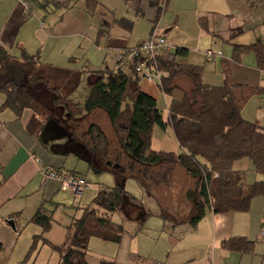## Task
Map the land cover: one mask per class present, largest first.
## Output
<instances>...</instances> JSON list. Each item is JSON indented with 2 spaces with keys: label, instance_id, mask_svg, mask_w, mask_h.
Masks as SVG:
<instances>
[{
  "label": "crops",
  "instance_id": "obj_1",
  "mask_svg": "<svg viewBox=\"0 0 264 264\" xmlns=\"http://www.w3.org/2000/svg\"><path fill=\"white\" fill-rule=\"evenodd\" d=\"M94 1L96 4L88 8L85 0H39L25 9L17 0H0V44L15 56H20L22 51L37 55L38 74L49 88L40 87L35 109L23 110L18 118L12 109L0 108V264H8L6 255L16 247L22 215L30 214L31 219L41 207L45 214L50 215L43 205L67 192L57 180L45 179L42 169L73 171L86 179L84 174L70 170L77 160L88 163V169L97 171L99 165L107 161L119 163L118 158L123 153L120 149L113 157L108 155V151L92 153L87 143V130L80 131V120L85 113L70 115L53 101L50 89L56 88L61 97H70L82 104L91 71H112L116 54L137 45L151 32L165 40L168 51L185 49L186 54L177 56L176 61L202 66V78L207 84L217 85L205 81L211 67L221 74L223 80L221 63L225 62L231 70L232 83L264 86V70L257 68L253 53L244 54L239 62H234L231 44L226 41L229 30L239 26L251 28L256 36L262 38L257 27L263 26L264 1L249 8L248 0H166L160 12L154 5L157 0ZM199 17H206L208 30L201 28ZM141 29L145 32H140ZM238 37L234 42L245 43ZM208 50L213 52L210 58L206 56ZM96 52L103 54L100 64H97ZM178 84L186 89L190 86L187 79H180ZM139 85L156 99V103L161 94L166 96L155 82L141 79ZM257 96L260 98L264 94ZM3 100L4 95L0 92V106ZM168 102L167 97L166 109ZM94 110L100 109L90 112ZM254 121L264 126L260 119ZM159 129H153L152 149L183 152L175 138L170 146L164 138L154 142ZM167 129L172 132L169 126L163 128L164 132ZM128 159L126 167L140 168L129 156ZM241 162L242 165L236 163L234 167L244 171L250 169L247 159ZM259 175L258 179L264 180V175ZM103 186L100 185L98 190ZM151 198L159 208L157 196ZM115 212L128 220H140L131 216L132 212L127 213L124 206ZM112 214L109 215L111 220ZM157 214L163 220L162 231L166 237L164 254L149 262L135 253L123 261L109 260L117 264H264V196L253 197L246 212L214 213L206 210L194 227L190 226V220L196 214L187 222L174 221L171 215L161 211ZM7 219L13 220L14 228ZM46 231L41 229V235ZM123 235L124 227L119 243ZM237 236L254 241L250 253L222 248V241ZM60 241L49 242L58 245ZM87 262L90 264L88 253Z\"/></svg>",
  "mask_w": 264,
  "mask_h": 264
},
{
  "label": "trees",
  "instance_id": "obj_2",
  "mask_svg": "<svg viewBox=\"0 0 264 264\" xmlns=\"http://www.w3.org/2000/svg\"><path fill=\"white\" fill-rule=\"evenodd\" d=\"M262 1L248 0V6L253 8ZM85 3L88 8L96 4L94 0H85ZM154 5L158 12L164 8L159 0ZM198 21L202 29L208 30L206 17H199ZM248 29L251 28L239 26L229 30L226 41L231 44V58L239 62L244 54L252 52L257 68L264 70L262 38L256 36L250 43L234 42ZM185 54V49L176 48L174 52L165 50L149 60L161 73L157 82L159 90L169 98L165 119L157 107L156 99L141 89V77L134 72L132 64L119 71H91L82 104L70 97H61L56 88L50 89L53 101L63 106L70 115H81L95 108L104 110L124 151L140 165V168L129 165L125 171L123 165L119 169L108 166L101 168L113 170L115 184L101 187L83 208L80 217L72 218L66 226L63 242L55 245L44 240L58 254L57 264H88V243L92 236L103 241L120 242L123 227L113 222L109 215L119 211L122 206L129 210L135 209V205L140 207L138 200L124 187L126 178L130 176L144 189L148 186L153 188L161 182L167 183L173 168L180 165L196 179L194 189L186 193L187 197L194 200L196 208V215L190 220L191 227L206 210L214 213L246 212L253 197L264 196V180L248 183L246 172L234 167L236 163L248 159L254 171L264 175V126L242 116L245 103L253 95L264 94V86L232 83L231 70L225 62L221 63L222 83L207 84L202 78V66L176 61L177 56ZM38 65L37 55L22 51L20 56H15L0 44V92L4 95L0 108L12 109L17 118L23 110L35 109L40 87L49 89L38 74ZM180 79H187L189 88L180 86ZM176 93L179 95L176 96ZM166 126L171 128L183 152L151 148L154 127L163 129ZM87 135L92 153L107 152V136L97 124L88 125ZM125 200L131 204H125ZM134 202L138 204L133 205ZM150 214L146 212L137 221L139 230ZM30 221L46 231L51 216L45 214L41 207ZM37 237L33 239L31 251L36 247ZM221 246L225 250L250 253L254 241L237 236L222 241ZM99 264L117 263L102 259Z\"/></svg>",
  "mask_w": 264,
  "mask_h": 264
},
{
  "label": "rangeland",
  "instance_id": "obj_3",
  "mask_svg": "<svg viewBox=\"0 0 264 264\" xmlns=\"http://www.w3.org/2000/svg\"><path fill=\"white\" fill-rule=\"evenodd\" d=\"M149 28L146 30V33L149 32ZM142 31L141 29L140 32ZM143 32H145V29ZM257 32L264 39V26H258ZM256 35L255 32L248 29L238 38L245 43H250L255 39ZM102 56L103 54L96 52L97 64H100ZM205 81L219 85L222 83V76L215 68L211 67L210 72L205 76ZM166 101L167 96L164 97L162 94L157 100V107L164 117L167 116ZM97 109L100 110L87 112L82 116L80 120L82 128L80 131L86 132L90 122L97 123L107 136L109 143L107 150L108 155L113 157L114 153L120 149L123 153L118 158V162L126 167L129 164L127 153L118 140L104 110L101 108ZM242 116L249 121L260 119V122L264 124V96L260 98L257 95L251 96L243 107ZM156 131H158L157 134L159 133V135L156 134L157 137H154V142H156V139L158 141V139L164 138L167 145L170 146L174 141L170 129H167L165 132L162 128ZM153 146L156 147L157 144L154 143ZM248 161L250 163V169H245L246 181L251 183L255 180H259L258 178L260 175L253 170L250 160ZM76 163L75 165L73 164L70 170L84 174L88 186L78 196H75L72 192L67 190L63 195L59 194L52 202H47L43 205L52 216V221L51 226L42 235L40 226L29 221L31 215H22L20 227L18 228L20 231L18 242L14 251L6 255L8 264H56L58 254L48 243H44V240H61L60 242H63L66 235V226L70 223L72 218L80 217L83 208L89 204L96 195L99 186H113L115 184V176L113 170L110 169L113 168V163L108 165L110 168L101 169L107 166L102 163L99 165V168H97L100 170L97 171L93 168L88 169V163L82 160H77ZM241 163L242 162H239L238 165H242ZM195 182L196 179L190 174H187L180 165L173 168L169 174L167 183L161 182L153 188L148 186V188L144 189L134 178H126L124 185L125 190L138 200L140 207L135 205L138 204L137 202H134L133 205H135V209L132 208L133 210H129L124 206V210H127L129 214L132 212L133 215L131 216L138 219H142L144 216L143 214L146 212H150L151 214L146 217L139 230V225L136 221L125 219L118 212L113 213L111 217L112 220L124 227L123 239L121 243L117 244L103 241L100 238L92 236L88 243L89 263L98 264L99 260L102 258L108 260L113 259L119 262L120 260L123 261L129 258L132 253L140 255L146 262H149L157 255L164 254L163 252L166 249L167 243L165 234L162 231L163 220L158 216L157 212L161 211L168 216L171 215L170 217H172L174 221L187 222L192 215L196 214L194 200L186 196L187 191L194 189ZM152 196H157L159 208L156 206V202L152 200ZM127 203L131 204V202L125 200V204ZM173 214L175 216H172ZM36 236H38L35 242L36 247L31 251L30 248Z\"/></svg>",
  "mask_w": 264,
  "mask_h": 264
},
{
  "label": "built area",
  "instance_id": "obj_4",
  "mask_svg": "<svg viewBox=\"0 0 264 264\" xmlns=\"http://www.w3.org/2000/svg\"><path fill=\"white\" fill-rule=\"evenodd\" d=\"M18 3L25 9L30 8V4L39 0H17ZM166 0H160V5L164 6ZM168 49V45L163 38L151 34L146 39L137 45L119 51L115 57L113 71L126 69L129 64L133 65L134 72L141 77V79L159 82L161 73L157 70L153 60L155 55ZM207 57L213 56V52L208 50ZM137 59V61H135ZM41 174L45 179H54L60 183L61 188L69 190L75 196L88 186V183L83 175L73 171H66L57 168L42 169Z\"/></svg>",
  "mask_w": 264,
  "mask_h": 264
},
{
  "label": "water",
  "instance_id": "obj_5",
  "mask_svg": "<svg viewBox=\"0 0 264 264\" xmlns=\"http://www.w3.org/2000/svg\"><path fill=\"white\" fill-rule=\"evenodd\" d=\"M107 165H111V162L108 161V162H107ZM112 167L115 168V169H119V168H121V167H120V164H118V163H114V164L112 165ZM7 223H8L12 228H14V223H13V220H12V219H7Z\"/></svg>",
  "mask_w": 264,
  "mask_h": 264
},
{
  "label": "flooded vegetation",
  "instance_id": "obj_6",
  "mask_svg": "<svg viewBox=\"0 0 264 264\" xmlns=\"http://www.w3.org/2000/svg\"><path fill=\"white\" fill-rule=\"evenodd\" d=\"M88 143V142H87Z\"/></svg>",
  "mask_w": 264,
  "mask_h": 264
}]
</instances>
